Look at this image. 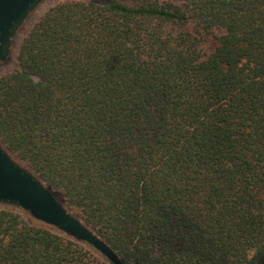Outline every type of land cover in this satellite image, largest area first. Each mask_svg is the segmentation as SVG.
Here are the masks:
<instances>
[{
  "label": "trees",
  "instance_id": "trees-1",
  "mask_svg": "<svg viewBox=\"0 0 264 264\" xmlns=\"http://www.w3.org/2000/svg\"><path fill=\"white\" fill-rule=\"evenodd\" d=\"M27 19L13 158L124 264H264V0H61L16 48ZM0 264L112 263L1 203Z\"/></svg>",
  "mask_w": 264,
  "mask_h": 264
},
{
  "label": "water",
  "instance_id": "water-1",
  "mask_svg": "<svg viewBox=\"0 0 264 264\" xmlns=\"http://www.w3.org/2000/svg\"><path fill=\"white\" fill-rule=\"evenodd\" d=\"M42 1L0 0V62L9 57L13 38ZM1 203L17 206L35 220L90 244L112 264H124L106 242L70 213L35 174L0 144Z\"/></svg>",
  "mask_w": 264,
  "mask_h": 264
},
{
  "label": "rangeland",
  "instance_id": "rangeland-1",
  "mask_svg": "<svg viewBox=\"0 0 264 264\" xmlns=\"http://www.w3.org/2000/svg\"><path fill=\"white\" fill-rule=\"evenodd\" d=\"M61 0H43L38 7L34 10L32 15L27 19L26 23L24 24L22 31L20 33L19 38L16 41V48L21 42V38L27 34V32L30 30L34 22L50 7L54 6ZM17 53L16 50H13L9 57L5 60L0 62V75L10 71L11 69H14L18 67V61H17Z\"/></svg>",
  "mask_w": 264,
  "mask_h": 264
}]
</instances>
